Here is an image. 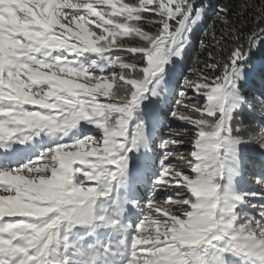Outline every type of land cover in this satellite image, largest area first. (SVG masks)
Masks as SVG:
<instances>
[{
  "label": "snow or ice",
  "instance_id": "obj_1",
  "mask_svg": "<svg viewBox=\"0 0 264 264\" xmlns=\"http://www.w3.org/2000/svg\"><path fill=\"white\" fill-rule=\"evenodd\" d=\"M261 48L264 0H0V264H264Z\"/></svg>",
  "mask_w": 264,
  "mask_h": 264
},
{
  "label": "trees",
  "instance_id": "obj_2",
  "mask_svg": "<svg viewBox=\"0 0 264 264\" xmlns=\"http://www.w3.org/2000/svg\"><path fill=\"white\" fill-rule=\"evenodd\" d=\"M210 24V20L204 21L199 24L197 28L194 29L195 32V37L197 38L195 43L193 44L192 49L189 51V57L192 58V60H195L198 54L201 53V49L199 48V40L204 39L205 43L209 42V38L205 36V33L209 31L208 25ZM93 55H98V54H93ZM201 58L202 55H201ZM82 59V57H81ZM103 60H106L107 57L104 56L102 57ZM186 65L190 66V59L185 62ZM252 71L250 73V83L247 88L248 95H255L257 99H259V94L261 91H264V48L259 49L255 56L253 57V61L251 63ZM182 83V81L179 82V84ZM176 82H173L172 84L168 85L169 89V95H168V103H172L171 100V95L173 94L174 90L178 89L180 86ZM157 97H149V100H146L144 103L146 105H151V101L157 100ZM168 109L164 105H159L158 107L155 108L153 111L151 108L148 110V112L145 114V119L149 123V127L152 129V134L151 132H148L149 136L151 139H158L157 135L158 129L162 128L164 124H171V125H181V123L174 121L171 116L167 115ZM261 109H257L255 115V119L260 121L261 119H264V116H261ZM155 119L156 123L153 125V120ZM260 135H264V130H260L255 137H253L256 141L259 140ZM156 141V140H155ZM255 159H259L258 157H255ZM259 164H257L256 167L252 168L249 170V172L252 173H258L259 172ZM150 172L157 173V168L154 165L152 170ZM248 172V173H249ZM248 175V174H247ZM253 190H257L258 188L255 186H251ZM248 209L245 207V211ZM253 211V210H252ZM223 243V242H222ZM230 259L236 260L240 264H253L249 260V258L241 255L237 256L235 254H232ZM226 264H229V261H226Z\"/></svg>",
  "mask_w": 264,
  "mask_h": 264
},
{
  "label": "rangeland",
  "instance_id": "obj_3",
  "mask_svg": "<svg viewBox=\"0 0 264 264\" xmlns=\"http://www.w3.org/2000/svg\"><path fill=\"white\" fill-rule=\"evenodd\" d=\"M83 57H82V61H83ZM179 86H182V83L179 84ZM85 123V126L89 129H92L93 131H96L95 129V126L94 125H91V124H88L87 122H84ZM171 126L173 128H180L182 127L181 125H171V124H164V126L162 128H159L158 129V135H157V138L158 139H151L152 142H154V147H153V155L158 153L160 151V143H161V137H163L166 133H167V130H168V127ZM148 132H151V135L152 134V129L151 127L148 128ZM60 137V134H47V133H42L41 136H38V137H34L33 140L31 141H28L26 144H23V145H20V147L22 149H25L26 150V155L27 153L29 152H34V151H39V150H43L45 147H47L48 145L42 143L45 139H51V140H56ZM156 140V141H155ZM188 151L187 148H181V149H178L176 150L177 152V155H183V154H186ZM136 155H139V154H136ZM156 164H158V160L156 161ZM177 167H183V165L181 164H177ZM155 174L154 172H149V175H153ZM257 173H252V172H249L248 175H247V179H248V182H249V186H255L257 187V191L260 190L259 186H257L255 184V176H256ZM151 187V182L148 181L146 182L144 185H141L140 186V191L142 193H146ZM255 211V210H253ZM232 256V254H229L226 258V261H229V264H240L238 263L236 260L234 259H230ZM250 260V259H249ZM251 262H253L252 260H250Z\"/></svg>",
  "mask_w": 264,
  "mask_h": 264
}]
</instances>
